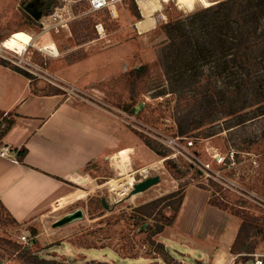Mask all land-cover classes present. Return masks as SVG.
<instances>
[{
    "label": "rangeland",
    "instance_id": "374dc122",
    "mask_svg": "<svg viewBox=\"0 0 264 264\" xmlns=\"http://www.w3.org/2000/svg\"><path fill=\"white\" fill-rule=\"evenodd\" d=\"M220 1L224 0H200V9L192 11L180 8L177 1L163 3L160 12L154 14L156 26L141 33L136 24L145 16L135 0H122L124 11L116 21L104 12L88 13L86 0H0V43L12 34L33 32L37 34L33 45L53 42L69 61L81 53H96L117 44V58L121 57L117 64L123 63L125 71L117 76V117L140 131L144 141L163 158L170 151L158 141L156 132L177 135L179 124L187 129L186 136L197 139L208 161L215 154L234 149L235 165L228 173L237 177L244 188L241 193L225 190L217 183L207 188L199 183L198 172L176 159L165 161L164 173L151 172L161 177V184L137 194L132 192L135 185L123 194H118L112 186L114 180H130L132 176L128 174H117L114 180L107 175L97 179L88 174L95 177L94 181L84 184L81 178L71 183L86 193L71 200H66V196L59 198L53 205L55 209L49 210L51 213L47 211L50 214L43 224L20 225L0 204V257L5 264H31L32 254L45 249L47 256L76 262L95 259L115 264H210L206 254L174 244L167 248L159 241V230L173 218L179 198L190 185L208 189L212 199L250 224L236 251L247 253L264 237V114L254 113L264 106V101L252 103V97L245 95L246 107L242 112L247 121L236 125L226 115L228 97L221 93L227 92L229 70L224 71L223 64L218 66L210 47L196 46L197 19L193 17ZM33 9L46 14L36 19V24L27 25L26 13ZM57 10L62 14L63 26L42 30L41 20ZM138 11L140 19L136 16ZM68 16L69 23L64 21ZM170 22H178L176 25L185 29L166 27ZM96 23L104 25L108 34L104 39L98 35ZM32 51L33 59L40 63L45 60L47 67L49 58L55 59L49 55L43 58L36 48ZM4 55H0V72L19 71L32 77L35 84L39 82ZM143 66L146 70L142 78L131 80L129 72ZM262 72L264 76V69ZM261 86L264 89V77ZM48 89L43 92L52 91ZM7 125L8 122L0 121V138ZM142 177L138 174L135 184ZM170 190L175 195L166 193ZM78 208L84 210V219L52 227L56 220ZM22 229L30 230L32 236L36 233V245L26 247L18 243Z\"/></svg>",
    "mask_w": 264,
    "mask_h": 264
},
{
    "label": "crops",
    "instance_id": "0c3cea01",
    "mask_svg": "<svg viewBox=\"0 0 264 264\" xmlns=\"http://www.w3.org/2000/svg\"><path fill=\"white\" fill-rule=\"evenodd\" d=\"M117 48L111 44L72 61L60 51L48 54L55 58H49V68L84 88L97 89L115 104L117 76L125 72L123 63L117 64ZM33 81L19 71L0 72V113L13 120L0 138V204L18 224H43L59 198L71 200L86 193L71 183L93 178L88 174L112 180L117 174H140V182L153 177L152 171L164 173L167 159L117 117L116 104L108 101L114 111L78 104ZM48 88L52 91L43 92ZM182 196L172 224L158 234L160 243L206 254L210 264H255L257 259L264 264V238L252 253L233 250L243 222L240 215L214 205L211 192L203 187L190 185Z\"/></svg>",
    "mask_w": 264,
    "mask_h": 264
},
{
    "label": "trees",
    "instance_id": "16d2710c",
    "mask_svg": "<svg viewBox=\"0 0 264 264\" xmlns=\"http://www.w3.org/2000/svg\"><path fill=\"white\" fill-rule=\"evenodd\" d=\"M137 6V5H136ZM202 11V10H201ZM46 13H41V17ZM137 18H141L138 11ZM27 25L36 24L37 20L31 15V11L26 13ZM197 21L194 23L196 28V46L203 49L211 48V53L217 57L218 66L223 70H229L227 92H221L228 97V107L226 115L231 116L236 125H241L247 121L246 115L242 112L246 105L244 96H251L252 103L260 104L264 101V89L261 84L263 81L264 69V0H224L216 3L202 12H196L193 17ZM180 23V22H179ZM178 22H170L166 27L182 30V25ZM178 26V27H177ZM185 29V28H184ZM186 31V30H185ZM185 36L186 34H182ZM175 38H173L174 40ZM209 48V49H210ZM146 66L134 68L129 72L131 80L141 79L145 73ZM264 106H259L254 113L262 112ZM0 121L8 122L2 134L12 125L13 120L0 113ZM179 135H186L187 129L183 124L178 126ZM27 150L19 156L23 161ZM171 196L175 194H170ZM183 196L179 198V204ZM214 205H223L216 199L211 200ZM179 207V206H178ZM175 214L167 225L172 224ZM239 215V214H237ZM238 234V238L233 246V250L239 245L244 232L250 229V224L244 219ZM163 228L159 230L161 232ZM36 235V233H33ZM264 238V237H263ZM262 238V239H263ZM256 245L248 253L254 252ZM46 250V249H45ZM45 250L35 252L31 256V264H115L111 261L87 260L76 262L60 259L55 256H47ZM1 258V257H0Z\"/></svg>",
    "mask_w": 264,
    "mask_h": 264
},
{
    "label": "built area",
    "instance_id": "2783aa9c",
    "mask_svg": "<svg viewBox=\"0 0 264 264\" xmlns=\"http://www.w3.org/2000/svg\"><path fill=\"white\" fill-rule=\"evenodd\" d=\"M87 11L90 14L104 12L108 18L112 21H116L122 16V0H86ZM163 3H168L171 0H162ZM177 1L178 6L185 10L200 9V0H193V2L185 3L182 0ZM124 11V10H123ZM62 14L57 10L50 16L41 20L42 30H50L63 26ZM64 21L69 23L71 18ZM68 25V24H67ZM96 30L100 38L106 37V31L102 23H96ZM42 53L43 58H47L48 52L40 50V48L33 46ZM29 45L23 52L11 51L6 48L0 47V55H4V58L8 59L12 64L18 68L30 73L34 79L45 84L48 87L57 89L62 96L78 104L90 105L97 107L104 111H114L113 105L106 100L102 94L95 88H84L76 82H72L52 71L46 66V61L43 63L36 62L34 52L30 49ZM5 50V52L3 51ZM50 55V54H49ZM156 138L158 141L165 146L169 151L170 155L164 159H176L183 160L189 165V167L200 174L199 183L205 187H210V184L217 183L221 185L225 190L241 193L244 188L238 181V178L228 173V170L234 168L235 155L237 152L229 148L223 153L215 154L212 156V160L207 159L203 155L197 139L186 136V135H167L156 132ZM159 135V136H158ZM6 152L2 151V155ZM135 179V178H134ZM136 182V181H135ZM18 243L28 247L30 245H36L38 238L36 235L32 236L30 230L22 229L21 234L17 237ZM255 264H263L262 259H257Z\"/></svg>",
    "mask_w": 264,
    "mask_h": 264
},
{
    "label": "bare ground",
    "instance_id": "6f19581e",
    "mask_svg": "<svg viewBox=\"0 0 264 264\" xmlns=\"http://www.w3.org/2000/svg\"><path fill=\"white\" fill-rule=\"evenodd\" d=\"M135 1L139 5L140 9H142L143 14L145 16L143 20L137 22L136 27L141 33H144L156 26L157 19L154 16V14L156 12H160V10L163 7V1L162 0H135ZM182 1L185 2V0H182ZM189 2H193V0H189ZM189 2H185V3H189ZM36 35H37L36 33L29 32V31L12 34L0 43V47L20 53V52H23L29 45L32 46L34 44ZM37 47L40 48V50H44L48 52L50 55H53V56L59 55L58 47L53 42L39 45ZM142 105L143 104L136 107L134 111H138ZM92 179L93 178H90V177L88 178L87 181L84 179L83 183L88 184L91 181H93ZM129 179L130 180L126 179V181L124 182L114 180L112 183L114 190L118 194H123V193H126L129 190V188L131 187L133 188V186L135 185V179L133 178V176Z\"/></svg>",
    "mask_w": 264,
    "mask_h": 264
},
{
    "label": "water",
    "instance_id": "95a60500",
    "mask_svg": "<svg viewBox=\"0 0 264 264\" xmlns=\"http://www.w3.org/2000/svg\"><path fill=\"white\" fill-rule=\"evenodd\" d=\"M31 15L35 18L38 19L41 16V12L38 9H33L31 10ZM160 181V177L159 176H153V177H149L146 178L143 181L138 182L137 184H135L132 192L133 194H137L140 192H143L145 190H147L148 188L152 187L153 185L157 184ZM85 218V212L83 209L78 208L75 209L72 212H69L67 214H65L63 217H61L60 219L56 220L53 224L52 227L55 228H59V227H63L67 224L73 223L77 220H82ZM0 264H5L3 262V260L0 258Z\"/></svg>",
    "mask_w": 264,
    "mask_h": 264
},
{
    "label": "snow or ice",
    "instance_id": "6c2138e0",
    "mask_svg": "<svg viewBox=\"0 0 264 264\" xmlns=\"http://www.w3.org/2000/svg\"><path fill=\"white\" fill-rule=\"evenodd\" d=\"M185 2H189V0H185Z\"/></svg>",
    "mask_w": 264,
    "mask_h": 264
}]
</instances>
